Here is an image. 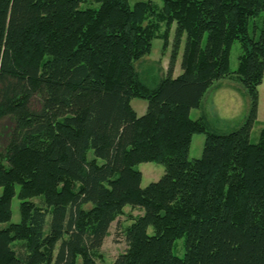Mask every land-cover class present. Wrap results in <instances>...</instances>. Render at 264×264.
Wrapping results in <instances>:
<instances>
[{
	"label": "trees",
	"instance_id": "1",
	"mask_svg": "<svg viewBox=\"0 0 264 264\" xmlns=\"http://www.w3.org/2000/svg\"><path fill=\"white\" fill-rule=\"evenodd\" d=\"M83 1L0 0V120H10L0 148V264H94L126 205L143 212L124 229L113 264H264V126L250 140L264 0H162L159 8L94 0L98 7L81 9ZM260 12L251 36L248 20ZM173 23L168 72L147 87L134 62L154 38L166 46ZM183 36L182 72L173 76ZM231 73L250 110L238 129L216 133L190 111ZM133 97L147 101L144 114ZM197 133L201 155L189 158ZM141 162L165 168L143 188ZM15 195L19 221L10 222ZM183 236L179 257L172 248Z\"/></svg>",
	"mask_w": 264,
	"mask_h": 264
},
{
	"label": "rangeland",
	"instance_id": "2",
	"mask_svg": "<svg viewBox=\"0 0 264 264\" xmlns=\"http://www.w3.org/2000/svg\"><path fill=\"white\" fill-rule=\"evenodd\" d=\"M136 1H151L158 8L162 5V0H128L130 5ZM94 0H84L80 3L81 9L87 7H98ZM263 13L249 18V34L256 35L262 28ZM176 25L172 24L166 46L163 44L162 37H156L152 41L151 51L134 62V69L137 79L147 87H155L160 80L167 74L170 55L172 51V41ZM164 24L159 27V33H162ZM185 36L181 38V45L176 55L172 75L177 76L182 72L181 59ZM205 37L202 40L204 46ZM240 53V44L236 40L231 44L229 51V70L233 71L237 66V56ZM132 108L137 115H142L146 111L147 101L143 98L133 97L130 100ZM250 110L249 95L239 80L236 73H231L225 78L215 80L205 92L198 107L192 108L190 117L193 119L202 118L209 130L216 133H228L238 129L246 120ZM264 126V75L262 82L258 86V104L257 117L250 132L251 142H256L259 130ZM10 129V120H0V148L4 146ZM204 141V134L197 133L192 137L188 157L197 158L201 155ZM91 153H89L90 155ZM102 162V160H99ZM141 172L140 187H145L149 183L157 181L165 171L162 164L156 162H141L134 166ZM38 202V200H36ZM19 201L16 195L11 201L12 217L10 222L19 221ZM123 214L119 215L110 225L108 235L105 237L102 246L99 248L95 257L94 264H113L116 256L126 248L124 239V229L128 227L134 219L142 214L138 207L126 205ZM6 224H0V227ZM151 232L152 228L149 227ZM186 236L176 239L173 243L172 251L176 256L182 257L185 252Z\"/></svg>",
	"mask_w": 264,
	"mask_h": 264
}]
</instances>
